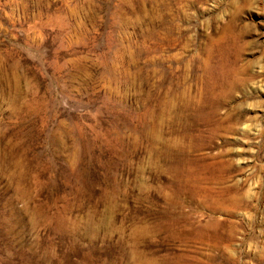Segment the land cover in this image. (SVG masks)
<instances>
[{
  "label": "rangeland",
  "instance_id": "374dc122",
  "mask_svg": "<svg viewBox=\"0 0 264 264\" xmlns=\"http://www.w3.org/2000/svg\"><path fill=\"white\" fill-rule=\"evenodd\" d=\"M0 264H264V0H0Z\"/></svg>",
  "mask_w": 264,
  "mask_h": 264
}]
</instances>
